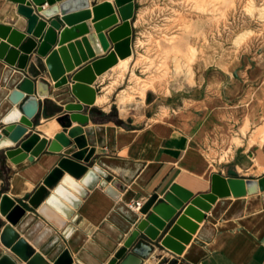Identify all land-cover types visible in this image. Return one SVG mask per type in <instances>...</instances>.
<instances>
[{
  "label": "crops",
  "instance_id": "1",
  "mask_svg": "<svg viewBox=\"0 0 264 264\" xmlns=\"http://www.w3.org/2000/svg\"><path fill=\"white\" fill-rule=\"evenodd\" d=\"M104 1L113 3V0H88L89 9ZM48 6L47 3L43 5ZM15 8L13 2L0 0V24L22 30L19 24L22 18ZM135 11L136 0L134 15ZM134 15L130 20L131 56L125 60L118 58L116 64L97 75L90 85L96 90L94 102L83 105L81 111L87 117L82 126L87 139L86 148H94L88 168L97 166L108 184L115 180L124 186L117 199L106 193L99 183L88 189L86 197L74 209V216L88 224L91 230L86 231L76 222L64 219L72 229L70 236L65 238L61 231L22 202V198L31 195L56 166L60 153L48 151L47 144L32 161L25 158L13 163L6 157L0 161V197L6 194L26 209L13 228L46 261H49L47 256L39 250L53 234H58L76 264H110L139 216L127 207L124 198L144 202L153 193L161 196L174 183L194 195L205 193L210 191L213 173L251 179L264 175V131L258 129L261 124L253 129L249 144L244 137L241 146H231L225 154L222 149L220 132L225 128L224 124H229L222 121V115L233 111L226 102L239 95V91L243 93L245 87V80L235 70L207 73L204 69L197 75L200 83L195 88L169 89L168 92L148 89L143 96L124 103L127 92L121 86L134 66ZM117 17L119 24L118 13ZM83 23L93 30L92 14L74 26ZM85 64L65 74H71ZM130 74L138 77L134 72ZM24 75L39 79L31 71ZM46 81L47 95H37L36 122L27 130V135L35 131L40 138L50 141L62 130L56 118L65 113L67 104L77 101L66 87L56 88L52 80L46 78ZM216 86L224 88L210 99L209 88ZM0 89H6V85H0ZM239 111L243 112V109ZM77 125V121L70 123V127ZM80 181L76 179L85 188ZM202 212L204 218L201 221L190 218L197 227L183 251L193 247L192 256L197 259L196 263L166 248L156 245L151 248L152 244L148 243L142 244L137 252L128 250L134 260L128 259L126 264H264V191L240 197H219L208 211ZM5 224L8 221L0 213V230ZM0 248L7 250L1 243ZM173 259H176L175 263H172ZM121 262L122 259L115 264ZM49 264L53 263L49 261Z\"/></svg>",
  "mask_w": 264,
  "mask_h": 264
},
{
  "label": "water",
  "instance_id": "2",
  "mask_svg": "<svg viewBox=\"0 0 264 264\" xmlns=\"http://www.w3.org/2000/svg\"><path fill=\"white\" fill-rule=\"evenodd\" d=\"M9 1L16 5V13L22 18L19 21L22 30L0 24V85H6V89H0V161L5 157L13 163L25 158L32 161L47 144L48 151L61 154L42 184L31 195L26 194L22 202L67 238L72 229L64 219L76 222L86 231L91 230L88 224L74 216V209L86 197L88 189L99 183L114 199L124 189L115 180L108 184L97 166L88 168L94 148H86L87 139L82 126L86 124L87 117L81 111L83 105L94 102L96 90L90 85L97 75L116 64L118 58L132 54L130 20L134 15V0L104 1L91 9L88 0ZM45 3L49 6L43 7ZM116 12L121 19L119 24ZM91 14L93 30L86 23L74 26L90 18ZM82 63L86 64L71 74H65ZM28 71L39 79L25 76ZM46 78L52 80L56 88L66 87L77 101L67 104L65 113L56 118L62 130L55 133L50 141L40 138L35 131L27 135V130L36 122L37 95H47ZM17 103L18 106H13ZM71 121H77L78 125L70 127ZM76 179H81L85 188ZM260 191H264V175L251 179L213 173L208 192L194 195L174 183L161 196L153 193L143 202L134 229L110 264L121 259V264H126L128 259L134 260L128 250L137 252L142 244L148 243L152 244L151 248L153 245L163 247L196 263L197 259L192 256L193 247L183 253L197 227L190 218L201 221L204 218L202 211H208L219 197H240ZM124 200L128 202L130 197ZM25 212V207L8 195L0 197V213L8 221L0 230V243L7 249L0 248V264H49V261L53 264H76L58 234H53L39 250L49 261L35 252L13 228ZM175 262L173 259L172 263Z\"/></svg>",
  "mask_w": 264,
  "mask_h": 264
},
{
  "label": "rangeland",
  "instance_id": "3",
  "mask_svg": "<svg viewBox=\"0 0 264 264\" xmlns=\"http://www.w3.org/2000/svg\"><path fill=\"white\" fill-rule=\"evenodd\" d=\"M133 22L129 72L138 77L127 74L124 103L148 89L195 88L204 69L235 70L245 87L226 102L233 111L222 115L229 123L220 132L224 154L244 137L249 144L257 125L264 131V0H136ZM222 88H209L210 99Z\"/></svg>",
  "mask_w": 264,
  "mask_h": 264
},
{
  "label": "built area",
  "instance_id": "4",
  "mask_svg": "<svg viewBox=\"0 0 264 264\" xmlns=\"http://www.w3.org/2000/svg\"><path fill=\"white\" fill-rule=\"evenodd\" d=\"M142 204H143V200L132 199V200L128 201L126 205L130 210L138 213Z\"/></svg>",
  "mask_w": 264,
  "mask_h": 264
},
{
  "label": "bare ground",
  "instance_id": "5",
  "mask_svg": "<svg viewBox=\"0 0 264 264\" xmlns=\"http://www.w3.org/2000/svg\"><path fill=\"white\" fill-rule=\"evenodd\" d=\"M130 56H131V55H129V56L123 58V59H120V60H125V59L129 58ZM98 102H103V100H98Z\"/></svg>",
  "mask_w": 264,
  "mask_h": 264
}]
</instances>
